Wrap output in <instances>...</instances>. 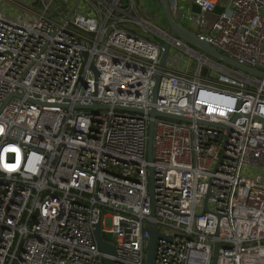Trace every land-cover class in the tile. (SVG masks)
<instances>
[{
	"label": "built area",
	"instance_id": "obj_1",
	"mask_svg": "<svg viewBox=\"0 0 264 264\" xmlns=\"http://www.w3.org/2000/svg\"><path fill=\"white\" fill-rule=\"evenodd\" d=\"M11 1L0 0V264H146L153 221V264H264V77L170 37L135 0H80L67 20L74 0ZM169 2L264 71V0Z\"/></svg>",
	"mask_w": 264,
	"mask_h": 264
},
{
	"label": "water",
	"instance_id": "obj_2",
	"mask_svg": "<svg viewBox=\"0 0 264 264\" xmlns=\"http://www.w3.org/2000/svg\"><path fill=\"white\" fill-rule=\"evenodd\" d=\"M79 2H80V0H74V3L71 6L70 10L68 11V13L65 17V20H67L71 16V14L74 12L76 7L78 6ZM159 3H160V6L163 10L167 25L169 26L170 37L180 38V39L184 40L186 43H188L190 46L200 50L201 52H203L204 54L214 58L215 60H217L219 62H223V63H225L231 67H234L236 69L242 70V71L248 73L249 75L264 77V71L263 70L259 69L258 67H255V66H249V65L238 63L234 59L228 57L227 55H225L224 53L219 51L217 49V47L214 46L213 44H211L207 39L202 38L197 33V31H195V30L191 29L189 26H187L180 18L179 9L178 8L173 9L170 5L169 0H159ZM170 52H171V44H170V42H166L164 45V51L162 53V57H161V61H160L159 71L155 76V85H154V90H153V101L154 102H156L157 98H158V89H159L161 74L164 71V68L166 67L167 60L170 56ZM92 69L95 71L96 74H98V72L94 66H92ZM78 107L95 109V108L99 107V105H97V104L78 105ZM101 107L108 108V106H106V105L101 106ZM116 108L143 112L141 109H135L132 107H124V106H119V105L116 106ZM149 114L152 117H155L158 115V116H163V117L172 118V119H176V120H184V121H189V122L192 121L188 117H182V116H178V115L158 112L155 109V107H152L149 110ZM198 122L199 123H206V124L217 126V127H226L225 125L220 124V123H211V122H205V121H198ZM153 136H154V121H151L150 128H149V138H148V160L149 161H153V159H154V156H153ZM149 172H150V179H151V184H150L151 185V195H153L154 194V169H153V167L149 168ZM154 207H155V204L153 202L152 214H151L152 217H155ZM150 234H151V236H150V241H149L146 264H153L156 243H157L158 238L161 236V233L157 230V227H156V224L154 221L151 222V224H150ZM97 235H98V242H99L101 249L107 253L115 254L114 246L106 243L103 240L99 229H98ZM218 247H219V245L216 244L215 245V258L218 255ZM105 264H112V259L111 258H105Z\"/></svg>",
	"mask_w": 264,
	"mask_h": 264
},
{
	"label": "rangeland",
	"instance_id": "obj_3",
	"mask_svg": "<svg viewBox=\"0 0 264 264\" xmlns=\"http://www.w3.org/2000/svg\"><path fill=\"white\" fill-rule=\"evenodd\" d=\"M4 1L7 3H10V4H13V2L11 0H4ZM15 1H18V0H15ZM135 1L137 3L141 13H142V11H146V13L151 17V19L149 21L153 25H156V26H158V27H160L166 31H169V26L165 23V21L163 19L162 11H157L158 10V8H157L158 7V0H135ZM154 7H155V9H154ZM53 8H55V7L53 6ZM187 26H189L191 29H193L195 31H199V29L193 25L187 24ZM151 36H155V35L151 34ZM171 56H173V55H171ZM180 62L183 63V60L180 59ZM191 64L192 65L194 64L193 60H191ZM262 173H264V172H262ZM110 224H111L110 219H106V226H110Z\"/></svg>",
	"mask_w": 264,
	"mask_h": 264
},
{
	"label": "crops",
	"instance_id": "obj_4",
	"mask_svg": "<svg viewBox=\"0 0 264 264\" xmlns=\"http://www.w3.org/2000/svg\"><path fill=\"white\" fill-rule=\"evenodd\" d=\"M180 2H181V5H180V11H185V12H187V11H189V10H195V11H198V9H197V7L196 6H194L193 4H192V2H191V0H180ZM218 10H220V8H218ZM218 12H220V11H218ZM140 13H141V11H140ZM141 15L145 18V19H147V20H150L151 19V17L149 16V15H145L144 13H143V11H142V13H141ZM215 15H212V17H214Z\"/></svg>",
	"mask_w": 264,
	"mask_h": 264
},
{
	"label": "trees",
	"instance_id": "obj_5",
	"mask_svg": "<svg viewBox=\"0 0 264 264\" xmlns=\"http://www.w3.org/2000/svg\"><path fill=\"white\" fill-rule=\"evenodd\" d=\"M36 2L37 3H39V0H36ZM158 10L157 11H162V15H163V19H164V21H165V23L167 24V22H166V19H165V16H164V13H163V10H162V8H161V6H160V3H159V0H158ZM154 9H155V7H154ZM156 11V10H155ZM143 13L147 16L148 14L146 13V11H143Z\"/></svg>",
	"mask_w": 264,
	"mask_h": 264
}]
</instances>
